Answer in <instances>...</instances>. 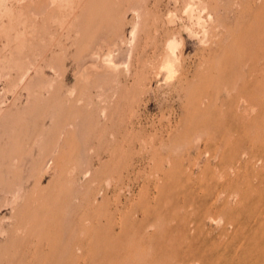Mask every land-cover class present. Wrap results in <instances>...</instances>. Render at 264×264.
I'll use <instances>...</instances> for the list:
<instances>
[{
    "label": "rangeland",
    "instance_id": "rangeland-1",
    "mask_svg": "<svg viewBox=\"0 0 264 264\" xmlns=\"http://www.w3.org/2000/svg\"><path fill=\"white\" fill-rule=\"evenodd\" d=\"M0 264H264V0H0Z\"/></svg>",
    "mask_w": 264,
    "mask_h": 264
},
{
    "label": "bare ground",
    "instance_id": "bare-ground-1",
    "mask_svg": "<svg viewBox=\"0 0 264 264\" xmlns=\"http://www.w3.org/2000/svg\"><path fill=\"white\" fill-rule=\"evenodd\" d=\"M87 61V60H86ZM167 64V63H166ZM166 68H167V66H166Z\"/></svg>",
    "mask_w": 264,
    "mask_h": 264
}]
</instances>
